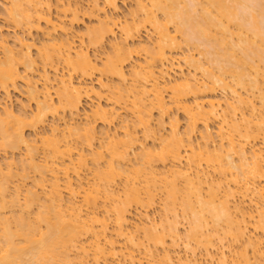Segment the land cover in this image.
<instances>
[{"label":"bare ground","instance_id":"6f19581e","mask_svg":"<svg viewBox=\"0 0 264 264\" xmlns=\"http://www.w3.org/2000/svg\"><path fill=\"white\" fill-rule=\"evenodd\" d=\"M80 1L56 3L60 15L55 20L52 0H9L6 4L4 18L9 24L30 33L42 32L46 39L41 47L34 46L45 85L37 89L36 80L23 76L19 69L32 70L39 64L30 55L32 45L19 38L17 49H21L16 52L2 38L0 91L8 97L18 82H26L28 99L36 102L37 113L28 121L25 110L15 114L10 105L0 109V150L13 151L24 144L27 154L21 162V177L27 181L31 172L39 178L31 179L32 188L26 191H22L23 183L12 190L15 161L10 160L7 168L0 164V264H125L127 260L146 264L141 255L149 264H207V260L208 264H264V0H136L133 17L125 23L105 12L107 8L116 12L117 0H103V5L91 0L83 16L96 18L97 25L85 33L88 46L82 38L76 45L71 36L80 20ZM119 27L122 39L116 42ZM148 27L155 43L141 47L145 43L138 39ZM109 38H115L114 45L110 44L114 52L99 66L88 48L104 47ZM183 47L190 53L183 60L193 73L180 71L174 78L172 74L180 70L174 54ZM138 48L145 51L144 60L134 59L142 52L137 53ZM61 65L66 72L58 75ZM48 68L56 73L53 79L52 73L47 75ZM97 73L101 75L98 89L94 82L87 84ZM104 76L111 81L116 78L118 84L108 85ZM53 82L58 87L53 94L57 105L50 90ZM219 89L225 93L221 98ZM105 91L111 104L107 108L97 102L88 123H66L63 130L55 125L51 137H42L36 146V139L25 137L24 129L37 130L47 116L61 110L74 116L86 98H105ZM117 107L128 111L132 122L129 125L127 117L123 119L127 122L121 120L120 137L106 128L101 133L105 144L102 141L101 150H91L88 158L87 150L81 151L78 144L92 149L102 136L97 135L95 124L100 121L108 127L121 118ZM173 110L185 114L187 129L182 133L179 118H173L170 134L159 135L166 125L164 116ZM155 111L165 122L164 126L158 122V131L152 128ZM214 123L215 137L209 132ZM139 129L143 139H154L156 147H141L132 165L130 151L140 146ZM196 133H202L201 144L193 140ZM37 155L43 156L40 163ZM89 161L94 164L92 170ZM83 171H92L87 182H83ZM74 176L78 183L73 182ZM120 182L121 189H117ZM159 195L160 223L149 216ZM133 208L141 210L138 224L130 222ZM178 216L188 223L186 234L180 235ZM249 228L258 235L248 233ZM181 236H186L188 249H184L190 250L189 256L172 255L181 245ZM238 242L239 251L234 247ZM225 247L234 249L229 258ZM158 250L163 252L161 257ZM198 250L205 258L196 257L201 255Z\"/></svg>","mask_w":264,"mask_h":264},{"label":"rangeland","instance_id":"374dc122","mask_svg":"<svg viewBox=\"0 0 264 264\" xmlns=\"http://www.w3.org/2000/svg\"><path fill=\"white\" fill-rule=\"evenodd\" d=\"M8 1L9 0H0V40H2V38H4V39H6L7 41H8V45H9V47H11L12 48V50L14 49V50H16V52L18 51V50H20L21 48H18L17 49V47L19 46H21L20 44H19V42H20V40H19V38L21 39V38H23V41L22 42H27L28 41V44H30V45H32L31 47L32 48H30V50L29 51H31L30 53V55L32 56V58H35L34 60H36L37 62V66H38V68H37V66H35V67H33V69L32 70H34L33 72H30V71H32L31 69H25L24 68V66H20V72H21V74L23 75V76H25V77H27L26 75L28 74V77H29V79L30 80H36L35 82L37 83V85H36V87H37V89H40V90H43L44 88V85H45V81H44V78H42V77H44V70H43V66L41 65V63H40V60H39V58H37L38 56V50H36V49H38L39 47H41V44L42 43H44L45 41H46V39H45V37H44V35L42 34V32H38V33H36V31H33V32H28V31H25V30H23V28H17L16 29V27H13V25H11V24H9V22L6 20V18H4V17H6V15H4V13H5V10H6V7H7V5H8ZM52 2L54 3H52L53 5H52V9H51V16H52V18L55 20L60 14L58 13V11H57V8L56 7H58L57 6V4L56 3H61V4H67V0H60V2H59V0L58 1H56V0H52ZM99 2V4L100 5H103V0H99L98 1ZM91 3V0H81L80 1V3H79V12H80V20H79V23L77 24V23H75L74 24V27H72V29H73V31H71V33H72V35L71 36H73V39L75 40V42H76V45H79L80 44V39H81V41L82 40H84V39H86V40H88L87 39V35H85V33L87 34V32H88V29L89 28H91V27H94V26H96L97 25V20H96V18H89V17H87V16H83V13L84 12H86V11H89L90 10V7H91V5H89ZM117 3H118V10L116 11V12H114V11H111L110 9H105V12H106V14L107 15H109V16H111L112 17V15H114V16H117V19L118 18H120V23L121 22H123V23H125V20H127L128 22L132 19V12H134V10L133 9H135V7H136V0H117ZM7 4V5H6ZM55 8H56V10H55ZM59 14V15H58ZM113 16V17H114ZM131 17V18H130ZM59 18V17H58ZM66 20L68 21L69 20V17H67L66 18ZM124 24H122V26H123ZM43 28H44V25H43ZM147 29V28H146ZM171 29H172V27H171ZM151 29H149V27H148V29H147V31H145V30H142V32H141V34H140V37H139V39H138V41H140V42H142V43H145V44H141V45H139V46H141V47H143V46H147V47H151V46H153L154 45V41L155 40H153V39H155L156 37L154 36L155 34H154V32L152 31H150ZM172 31H173V29H172ZM28 32V33H27ZM77 34H76V33ZM74 33V34H73ZM76 34V35H75ZM81 34V35H80ZM58 35H60V34H58ZM58 35H57V37H58ZM79 35V36H78ZM83 35H85L84 37H83ZM70 36V37H71ZM76 37H79V38H76ZM115 37H117L115 40H117L116 42H120L121 41V39H122V31H120V27H119V29L117 30V32H116V36ZM84 38V39H83ZM25 39V40H24ZM111 39H113V38H109L108 40H106V42H105V44H104V47H100L99 49H94L93 47H89L88 49H89V53H90V55L92 56V58H95L96 59V57H97V63L99 64V66L100 65H102V63L107 59V56H111L112 55V52H114L113 51V47H112V45H114L113 43L115 42V40L113 39V40H111ZM19 40V41H18ZM22 40V39H21ZM86 40H84L85 41V45L86 46H88V41H86ZM178 40L180 41V38L178 37ZM114 41V42H113ZM111 42H112V45H110L111 44ZM35 43V44H34ZM79 43V44H78ZM19 44V45H18ZM27 44V43H26ZM40 45V46H39ZM34 46H37L38 48H35ZM136 47H138V46H136ZM141 47H139V48H141ZM139 48H138V50H137V53H140L141 52V50H139ZM186 47H183V48H181V49H179V51H177L175 54H174V57H177V58H175V60H177L176 61V65L178 66H176V69H178V68H180V70L178 69V70H175L176 72H178L177 74H176V72L175 73H173L172 75H174L173 77L174 78H177L178 76H180V71L184 74V75H187L188 73H189V75H190V73H193L192 71H193V68H190L189 67V65H188V62H186V60H187V55L185 56V54H188L189 52H188V50H187V48L185 49ZM186 50V52L187 53H185L184 52V50ZM110 51V52H109ZM138 51H140V52H138ZM143 52V53H142ZM142 52L140 53V55H142V56H140V55H137V56H135L134 57V59L136 58V59H141V60H144V58H145V56L146 55H144L145 53V51H143L142 50ZM191 53H194L193 51H190ZM93 54V55H92ZM96 54V55H95ZM109 54V55H108ZM179 54V55H178ZM190 54V53H189ZM188 54V55H189ZM195 54H197L196 52H195ZM2 50H0V57H2ZM94 56V57H93ZM140 56V57H139ZM105 57V58H104ZM183 59H186L185 61L183 60ZM99 60V61H98ZM101 61H102V63H101ZM62 66V65H61ZM59 67L58 68V70H57V74L59 75H62L63 73H65L66 72V69H65V71H63L64 70V67L62 66V67ZM128 68V69H127ZM130 67L129 66H127L126 68H125V71L127 72V77H129V71L131 70V68L129 69ZM38 69V70H37ZM59 69H61V70H59ZM23 70H25V71H23ZM27 70V71H26ZM47 71V75H49V74H51V75H49V77H51V79H53L54 77H55V75H56V73L55 72H52L53 70L52 69H47L46 70ZM25 73V74H24ZM95 75H97V76H95ZM94 76H93V78L91 79V80H88L87 81V84H91L92 82H94V83H92L93 85H95V88L96 89H98L99 88V86L97 85L98 83L96 82L99 78L98 77H101V75L99 74V73H97V74H95ZM175 75H176V77H175ZM183 75V76H184ZM41 76V77H40ZM31 77H32V79H31ZM97 77V78H96ZM76 78H77V76H75L74 77V79L76 80ZM200 78V77H199ZM28 79V80H29ZM78 79V78H77ZM95 79V80H94ZM27 80V79H26ZM74 80V81H75ZM79 80H77V81H75V82H78ZM103 81L104 82H107L108 83V85H116V84H118V83H116V82H118V80L116 81V78H113L112 79V81H111V79L109 78L108 79V77L107 76H104V78H103ZM33 83H34V81H32ZM26 82H23L22 80L20 81V82H18L17 83V85H16V87L15 88H13V89H10L9 90V93H8V97H7V94L5 95V93L4 92H2V91H0V109L2 110L3 108H5V106L7 105H10V106H8V107H11L12 106V108H13V111L15 112V114H18L19 113V111H26L27 113H26V116H27V118H28V121H30L31 120V118H34L33 116L35 115V113H37V106H36V102L35 101H31V100H29L28 98V95H27V88H28V86L25 84ZM36 83H34V84H36ZM49 84V83H48ZM53 84L54 85H49L50 86V88H52V89H50L51 90V95H52V99H53V103H55V105H57L58 104V98H56L53 94H55L56 95V92L57 91H55L56 89H58V87L56 86V83L55 82H53ZM27 86V87H26ZM55 87H57V88H55ZM39 90V91H40ZM242 90V89H241ZM42 92V91H41ZM40 92V93H41ZM241 93H243V94H245L243 91H240ZM169 93V92H168ZM103 94V97H105V98H102V97H99V98H101V100H99V98H97L98 96H95V95H92L91 97H89V98H86L84 101H83V103H82V105H81V108H80V110L78 111V114L76 113H74L75 115L73 116V114L72 113H70V112H68V111H64V113H63V110H61L60 112H58L57 114H55L54 116H51V115H49V117L47 116V118H46V121H45V125L43 124V126L42 125H40V126H38V128H37V130L35 129V130H33L32 129V127H30V128H26V129H24V135H25V137L26 138H29V140H35L36 139V141H37V143H36V141L33 143L35 146L36 145H39L41 142V138L43 137V138H45V137H51V135H52V130H51V128L53 127H57V126H55V125H58V127L60 128V130H63L64 128H65V125L67 126V124H69L70 123V125L72 124L73 126L75 125V124H77V125H84L88 120L89 121H91V120H93L92 119V111L95 109L94 107H95V105L96 104H98L97 102H99L100 101V103L104 106V107H107L108 108V106L111 104L107 99H106V97H107V92L105 91V93H102ZM166 94V93H165ZM224 92L221 90V89H219L218 91H217V95H218V97H223L224 96ZM167 96H170V95H168V94H166ZM223 95V96H222ZM229 95V96H228ZM227 98L228 99H231L230 98V94H227ZM93 97V98H92ZM8 98V99H7ZM103 99V100H102ZM92 100V101H91ZM106 100V101H105ZM93 102V103H92ZM94 104V105H93ZM3 106V107H2ZM24 106V107H23ZM117 109H118V107H117ZM175 109V108H174ZM119 110V117H121V118H117V120L115 119V121L113 122V124H110V126H108L109 127V129H108V127H107V125H105V124H101V122L100 121H98L96 124H95V130H96V132H97V135L99 136V134H101V133H103V132H106L105 131V129L107 128V131H112V132H116L117 133V135H118V137H120V136H123V124L124 123H121V120H123V119H125L126 117V119L125 120H128V122L127 121H125V120H123L124 122H127V123H129V125H130V123L132 122L131 120L133 119L132 118V116L130 115V113L127 111V112H124L125 111V109L122 111V109H118ZM176 110V109H175ZM175 110H173V111H175ZM85 111H87V112H89V113H86ZM173 111H171V112H169L170 113V115H169V113L167 114V115H165L164 116V121L166 122H162L161 121V118L159 117V114L155 111L154 112V116H153V121H152V128H153V130L154 131H158V122H160L161 121V123H163V125L162 126H164V123L166 124L164 127L165 128H163L162 130H159L160 131V133H158L159 135H169L170 134V127L171 126H169V125H171V121L173 120V118H179L178 119V122H179V127H180V131L183 133V132H185L184 130H186L187 129V127H186V123H187V119H186V116H185V114L182 112V111H179V112H176L175 111V114H174V112ZM66 112V113H65ZM84 112V113H83ZM90 112H91V114H90ZM3 113V112H2ZM24 113V112H23ZM126 113H127V115H126ZM158 114V115H157ZM172 114H174V115H176L175 117H172V116H174V115H172ZM86 115H88V116H86ZM57 116V117H56ZM71 116V117H70ZM72 116H73V119H72ZM89 117V119H87V118H85V117ZM131 116V117H130ZM167 116H170V117H167ZM178 116V117H177ZM54 117V118H53ZM155 117H157V118H155ZM58 118H60V119H58ZM30 119V120H29ZM73 121H72V120ZM186 119V120H185ZM71 120V121H70ZM76 121V122H75ZM88 121V122H89ZM131 121V122H130ZM157 121V122H156ZM168 121V122H167ZM72 122H74V123H72ZM87 122V123H88ZM67 123V124H66ZM170 123V124H169ZM112 125V126H111ZM42 126V127H41ZM106 126V127H105ZM157 127V128H156ZM52 128V129H53ZM160 128H162V127H160ZM186 128V129H185ZM169 129V130H168ZM164 130V131H163ZM216 130H217V123H214V124H212L211 125V127H210V129H209V132L210 133H212V134H214V137H215V134H216ZM100 131H102V132H100ZM109 131V132H110ZM100 132V133H99ZM111 132V133H112ZM162 132V133H161ZM200 132H202V130H200ZM200 132H198V133H200ZM110 133V134H111ZM137 134H138V139H139V145L140 146H135L136 147V152H134L135 150H132V151H130V159H131V161L132 162H134V163H131V161L129 162V164L131 163L132 165H134L135 164V161L137 160H135V158H136V156L137 155H139V153L141 152V150H142V148H149V147H151V149L152 148H154V146H155V144L153 143V138H151V139H153V140H151V139H143V137H144V133H142V129H139V130H137V132H136ZM198 133H196V136L194 137L193 136V140L194 141H196L197 143L196 144H201L202 143V141L200 142V139H201V136L200 135H202V133L199 135ZM35 134H37V135H35ZM136 134V135H137ZM102 135V134H101ZM113 135V134H112ZM120 135V136H119ZM199 135V136H198ZM39 136H40V138H39ZM45 136V137H44ZM143 136V137H142ZM102 137L104 138V135H102V136H99L98 138H99V140H97V141H95V143H94V145H93V147H92V149H90L91 147H86V146H81L80 144H78L80 147V150L81 149H83V150H81V151H83V152H85L86 150V152H85V154L87 155L88 154V156H89V153L91 154V153H93V152H95V151H97V149H99V150H101V147H99V146H101L102 144H103V142L102 141H104V144H105V142H106V138H104L105 140H102ZM150 138V137H149ZM197 138V139H196ZM38 139V140H37ZM151 140V141H150ZM216 141V143H217V139L215 140ZM141 143H142V145H141ZM99 144V145H98ZM144 146V147H143ZM149 146V147H148ZM217 146V145H216ZM39 147H41V145L39 146ZM142 147V148H141ZM156 147V146H155ZM97 148V149H96ZM138 148V149H137ZM141 148V150L140 151H138L139 149ZM22 149V150H21ZM26 149H27V147L23 144L21 147H20V149L19 148H17V150L15 149H13V151H10V150H8V152H10V154H7L8 152L7 151H2V150H0V164L1 165H3V166H1V167H5V165H6V167L5 168H7V165H8V162H10V160H12L13 162H14V164H13V171H14V169H16L14 172H15V174H14V178H13V184L11 185V188H12V190H13V186L14 185H18V183H23L22 185H21V187H23L22 188V191H26V188L28 189V188H32L31 187V185H33V182H32V180L31 179H33V181L34 180H36V179H38L39 178V176H37L38 174H32L31 172L29 173V174H31V175H28L29 177L28 178H31V179H29V180H27V181H25L24 179H22V177H21V174H22V171H21V162H22V160H25V158H26ZM91 150H93V152L91 151ZM98 150V151H99ZM2 151V152H1ZM7 152V153H6ZM139 152V153H138ZM40 153H42V151L41 150H39V154ZM5 156H4V155ZM7 154V155H6ZM43 154V153H42ZM135 154H136V156H135ZM92 155V154H91ZM90 155V156H91ZM134 155V156H133ZM39 158H38V157ZM36 156V159H38V162L40 163V161H39V159L41 160V158H42V161H43V156H40V155H37ZM90 156L88 157V158H90ZM132 156V157H131ZM7 158V159H6ZM5 159V160H4ZM9 159V160H8ZM7 160V161H6ZM91 160V159H90ZM11 161V162H12ZM10 162V163H11ZM90 162H92V161H89V167H90V169L93 167V165L94 164H92V163H90ZM16 165V166H15ZM131 165V166H132ZM130 166V165H129ZM95 167V166H94ZM3 169V168H2ZM4 170V172L5 171H7V169H3ZM92 170V169H91ZM12 171V172H13ZM13 172V173H14ZM33 175V176H32ZM35 175V176H34ZM89 175V176H88ZM20 177H21V179H22V182H21V179H20ZM34 177H36V178H34ZM82 177L84 178L83 179V182H87L89 179H91L92 178V171H83V175H82ZM90 177V178H89ZM89 178V179H88ZM77 179V180H76ZM87 179V180H86ZM34 182H36V181H34ZM73 182H76V183H78L79 182V180H78V178H76L75 176L73 177ZM14 183H16V184H14ZM61 183H63V181L61 182ZM27 185V186H26ZM118 185H119V187L117 188V189H121V186H122V183L120 182V183H118ZM28 186H30V187H28ZM11 191V190H10ZM12 192H14V191H12ZM12 192H10V193H12ZM13 194V193H12ZM64 196L66 197V194L64 193ZM158 197H160V198H158ZM157 197V201H156V205H155V207L153 206L152 207V209L149 211L150 213H149V216L151 217V219H155V221L156 222H159L160 223V220H161V214H163V212H161V210L162 209H160V206H162L161 205V201H158V200H162V197L159 195ZM66 199H67V197H66ZM248 203V202H247ZM248 205H250V204H247V207L249 208H251L252 209V207L251 206H248ZM35 207H36V205H34ZM35 207H33V209L34 210H36V208ZM157 208V209H156ZM135 208H133V214H131V220H134V222H132L131 220H130V222L131 223H136L137 222V224L139 223V220H140V215H139V212H141V210L140 209H136V210H134ZM156 209V210H155ZM160 209V210H159ZM159 211H160V213H159ZM34 212V211H33ZM133 217H135V218H133ZM180 218V219H179ZM178 219L179 220H181V221H178L179 223H178V227H179V231H180V235H182L183 233H187L186 231L189 229L188 227V223H187V221H185V219H183V217H180V216H178ZM177 219V220H178ZM186 220H188V219H186ZM181 222V223H180ZM182 222H183V224H182ZM179 224H181V225H179ZM112 227H113V223H111L110 224V229L112 230ZM188 228V229H187ZM186 229V230H185ZM111 230H110V232H111ZM249 231H247L248 233H252L254 230L251 228H249L248 229ZM250 230H253L252 232L250 231ZM185 231V232H184ZM255 232V231H254ZM253 232V233H254ZM138 234V233H137ZM140 234H142L141 232H139V237H141L142 238V236L143 235H140ZM254 234H256V235H258L257 233H254ZM254 234H252V235H254ZM248 236H249V234H248ZM182 237V240H180L179 241V244H181V245H179L178 246V248L176 249V250H178L177 252H173L172 253V255H177V253H179L178 255H180L181 253H182V255L185 257V256H189V254H190V250L189 251H185V249L184 248H187L186 247V245H185V237L186 236H181ZM250 237V236H249ZM253 237H256V236H253ZM183 241V242H182ZM228 242V241H227ZM240 242H238V244H239ZM123 244V243H122ZM242 244V243H241ZM185 246V247H183V246ZM222 245H227V248H228V246L230 245V242H229V244H226V242H224V243H222ZM181 246V247H180ZM223 246V247H224ZM231 246V245H230ZM229 246V248H232V247H230ZM239 246H241L240 244L239 245H236V244H234V247H236L235 249L237 250V248L239 247ZM249 247V246H248ZM226 248V247H225ZM225 248L223 249V251L225 250ZM226 248V255H227V257L229 258V256H231L230 255V252L231 251H233V250H228ZM188 249V248H187ZM249 249H251V248H248V250ZM230 251V252H229ZM238 251H239V248H238ZM237 251V252H238ZM251 251V250H250ZM249 251V255L251 256L250 258H252V255H253V253L252 252H250ZM185 252H187V254L186 255H184L185 254ZM200 253V250H198L197 251V253ZM201 252L203 253V251L201 250ZM162 251L161 250H158L157 251V256L158 257H161V255H162ZM199 253H198V255H199ZM202 253H200L201 255H199V256H196L198 259H201V258H205V253H203L204 255H202ZM233 253V252H232ZM248 255V256H249ZM216 256V255H215ZM141 257H143V263L144 262H146V264H149L148 263V259L147 258H144V256L143 255H141ZM217 258V257H216ZM231 258V257H230ZM217 261V260H216ZM254 260H252V263H254L253 262ZM124 262V261H123ZM210 261L209 260H207V261H205V263H209ZM100 264H103V263H100ZM124 264V263H123ZM125 264H133V263H128V260L127 261H125ZM145 264V263H144Z\"/></svg>","mask_w":264,"mask_h":264}]
</instances>
